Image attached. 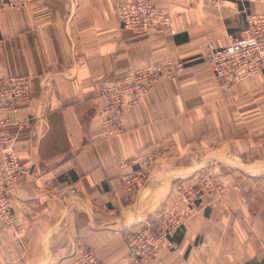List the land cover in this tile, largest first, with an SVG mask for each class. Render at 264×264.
Instances as JSON below:
<instances>
[{
  "label": "crops",
  "instance_id": "crops-1",
  "mask_svg": "<svg viewBox=\"0 0 264 264\" xmlns=\"http://www.w3.org/2000/svg\"><path fill=\"white\" fill-rule=\"evenodd\" d=\"M0 10V142L27 172L13 226L0 221V264H131L125 232L177 204L176 182L200 176L223 195L199 209L158 258L144 264H264V70L229 87L207 54L264 13V0H154L163 34L121 28L128 0H6ZM184 67L128 105L104 136L108 83L157 63ZM27 95L12 97V82ZM139 158V159H138ZM1 159V143H0ZM142 172L131 191L122 178ZM43 182H49L43 186ZM76 192L71 194L69 185Z\"/></svg>",
  "mask_w": 264,
  "mask_h": 264
},
{
  "label": "built area",
  "instance_id": "built-area-1",
  "mask_svg": "<svg viewBox=\"0 0 264 264\" xmlns=\"http://www.w3.org/2000/svg\"><path fill=\"white\" fill-rule=\"evenodd\" d=\"M207 1L218 6L223 0ZM8 4V1L0 0V10ZM114 12L121 28L138 35L152 30L163 34L169 24L168 14L159 9L154 0H128L119 4ZM206 59L215 82L222 87H229L245 78L258 75L264 70V13L249 14L246 26L239 34L232 36L226 45L209 51ZM183 65L182 62H177L174 68L169 63L149 65L128 71L121 79L103 87L100 95L107 102L99 116L104 136L112 137L120 133L123 109L139 101L157 79L174 76ZM10 93L12 97L27 95L26 83H13ZM0 143V221L13 226L15 186L27 172V168L19 159L11 138L4 137ZM141 176V171L134 176H124L122 180L126 190L131 191L135 181ZM48 184L49 182H43V186ZM174 187L178 201L184 204V208L177 204H164L155 219L125 232L127 258L131 264H144L158 258L162 249L174 247L170 238L182 230L197 211L206 205V194L213 192L219 197L223 195V190L218 188L214 180L200 176L176 182ZM69 189L71 194H75L72 184ZM74 264L102 263L91 249H83L79 251Z\"/></svg>",
  "mask_w": 264,
  "mask_h": 264
},
{
  "label": "rangeland",
  "instance_id": "rangeland-1",
  "mask_svg": "<svg viewBox=\"0 0 264 264\" xmlns=\"http://www.w3.org/2000/svg\"><path fill=\"white\" fill-rule=\"evenodd\" d=\"M16 151V150H15ZM216 183V182H215ZM217 184V183H216ZM17 185V184H16ZM218 188H222L219 184H217ZM16 187V186H15Z\"/></svg>",
  "mask_w": 264,
  "mask_h": 264
}]
</instances>
